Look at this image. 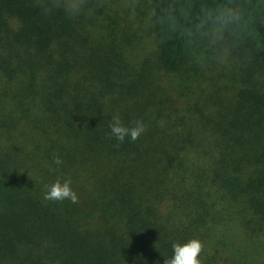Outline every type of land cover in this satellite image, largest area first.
<instances>
[{"label":"trees","instance_id":"16d2710c","mask_svg":"<svg viewBox=\"0 0 264 264\" xmlns=\"http://www.w3.org/2000/svg\"><path fill=\"white\" fill-rule=\"evenodd\" d=\"M149 5L157 62L121 85L70 9L0 0V264H163L193 237L202 264H264V0ZM65 177L77 202L44 200Z\"/></svg>","mask_w":264,"mask_h":264},{"label":"rangeland","instance_id":"374dc122","mask_svg":"<svg viewBox=\"0 0 264 264\" xmlns=\"http://www.w3.org/2000/svg\"><path fill=\"white\" fill-rule=\"evenodd\" d=\"M53 1L70 9L75 15L83 35L95 48V53L109 58L113 76L119 84H132L157 62L159 46L153 29L149 0ZM240 9L241 6L232 8L225 20L209 26L205 32L204 44L196 45L194 51L191 50V56H199L201 50H209L218 43L217 39ZM202 55L205 62L210 61L206 54ZM198 66V71L206 68L203 63ZM217 67L228 80V69H223L220 65ZM190 71L195 72L192 69Z\"/></svg>","mask_w":264,"mask_h":264},{"label":"clouds","instance_id":"9594fccd","mask_svg":"<svg viewBox=\"0 0 264 264\" xmlns=\"http://www.w3.org/2000/svg\"><path fill=\"white\" fill-rule=\"evenodd\" d=\"M109 127L111 136L120 142H123L126 137L136 140L145 130V125L140 120H137L132 126L125 125L119 114L112 116ZM54 163L59 166L62 160L58 156L54 157ZM45 188L43 199L46 201L77 202L78 196L72 187L70 177L56 178ZM202 248V241L196 237L173 242L171 256L165 257L163 264H202L200 258Z\"/></svg>","mask_w":264,"mask_h":264}]
</instances>
